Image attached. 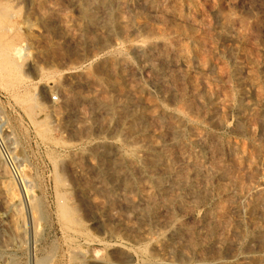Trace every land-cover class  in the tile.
<instances>
[{"label": "rangeland", "instance_id": "obj_1", "mask_svg": "<svg viewBox=\"0 0 264 264\" xmlns=\"http://www.w3.org/2000/svg\"><path fill=\"white\" fill-rule=\"evenodd\" d=\"M0 1V264H264V0Z\"/></svg>", "mask_w": 264, "mask_h": 264}, {"label": "bare ground", "instance_id": "obj_2", "mask_svg": "<svg viewBox=\"0 0 264 264\" xmlns=\"http://www.w3.org/2000/svg\"><path fill=\"white\" fill-rule=\"evenodd\" d=\"M0 2H2V1H0ZM3 4V3H2ZM2 4H1V6H2ZM0 14L1 15H4L5 17H7L8 18V16H9V13H8V11H7V9H5V7L4 8H2L1 7V9H0ZM12 16V15H11ZM7 26H5L4 28L5 29H3V30H6L7 31V28H6ZM13 27V26H12ZM11 27V28H12ZM101 27V26H100ZM107 27V26H106ZM106 27H104V28H99V29H102V30H104ZM9 28V27H8ZM11 28H9V29H11ZM108 28V27H107ZM9 29H8V31H9ZM6 42L7 41H5V43H1V46H2V50H3V47H4V50L2 51L1 50V48H0V52H4L3 54L9 59V60H11L10 61V63L12 62V63H14L16 66L18 65V66H20V65H22L23 64V61H24V50H26L25 48H24V46H23V44H21L20 42V44L19 43H8V44H6ZM3 44H5V45H3ZM1 55L0 54V56H4V55ZM7 58H4V60L6 61V59ZM3 60V61H4ZM0 61H2V59H0ZM5 61L3 62V64L5 63ZM8 61V60H7ZM6 61V62H7ZM9 63V62H8ZM4 65H6V64H4ZM4 65H2V67L4 66ZM11 65V64H10ZM21 68V67H20ZM0 69H1V67H0ZM3 69V68H2ZM247 93H249V92H247ZM245 95H246V97L247 98H249L250 96L248 95V94H246L245 93ZM249 96V97H248ZM246 100V99H245ZM247 102H249V101H247ZM250 104V103H249ZM250 110V109H249ZM3 132V131H2ZM7 134H8V132H7ZM138 135V134H137ZM142 136H143V134H142ZM136 137H138V136H136ZM140 138H142V137H140ZM140 138H138V140L140 139ZM143 139V138H142ZM131 140V139H130ZM141 140V139H140ZM144 141V140H143ZM132 142V141H131ZM141 142H142V140H141ZM133 143V145L135 144L136 146L137 145H139V147L137 146V148H138V153H136V155L138 154V155H140L141 157H140V159L138 160V163H140V162H143L144 161V159L146 158V157H151L152 155L151 154H154L155 156L157 155L158 156V153L164 148V143L161 145V143L160 144H157L156 143V141H155V143H153V144H149V145H147V144H142V145H140L141 143L140 142H138V141H135V142H132ZM142 143H145V142H142ZM149 143V142H148ZM134 145V146H135ZM103 147V146H102ZM166 147V146H165ZM164 151V150H163ZM141 153V154H140ZM157 153V154H156ZM88 155V154H87ZM151 155V156H150ZM110 156V155H109ZM154 156V157H155ZM153 157V156H152ZM151 157V158H152ZM159 157H160V155H159ZM134 158V157H133ZM132 158V159H133ZM139 158V157H138ZM131 159V158H130ZM147 159V158H146ZM150 159V158H149ZM90 160V159H89ZM112 160V159H111ZM134 160H136L135 158H134ZM91 161V160H90ZM154 162H156V161H154ZM157 164V163H156ZM16 165H17V163H16ZM93 165V164H92ZM109 172H111V168L109 169ZM164 172V171H163ZM16 173L19 175V170L18 169H16ZM118 173V172H117ZM116 173V174H117ZM157 174V173H156ZM161 174V173H160ZM264 174V173H263ZM262 174V175H263ZM10 175H12L13 176V174H10ZM9 175V176H10ZM165 175V174H164ZM20 176H21V174H20ZM20 176H18L19 177V179H20V184L22 185V191H21V189H20V187H19V185H17L18 183L16 182V180H14V179H16V178H14V176H13V180L16 182H14L12 179L10 180H8L9 182H7L6 181V183H4V186L2 185V187L3 188H5V189H3V190H5V195H7L8 197H11L12 198V200H14L13 198H17V197H21V200L27 205V208H28V214H29V220H30V223H31V227H32V233L33 234H36L37 233V229H38V226H39V224H38V220H36L37 218H36V215H35V211H34V207H36L37 205H35V199L33 198L32 199V197H31V192H30V189H29V187H27V186H23V182H24V180H23V178H21ZM167 176H168V174H167ZM161 177V176H160ZM163 178H165L164 180H163V182H162V184L161 185H158L159 186V189H162V190H164L166 187H167V185H168V177L166 178V176L164 177V176H162ZM171 176L169 175V178H170ZM12 178V177H11ZM22 179V180H21ZM167 179V180H166ZM5 181V180H4ZM31 181V180H30ZM1 182V181H0ZM3 182V181H2ZM25 183H26V181H25ZM156 183H158L157 181H156ZM161 183V182H160ZM31 188V187H30ZM158 190V189H157ZM2 191V190H1ZM91 191V190H90ZM165 191V190H164ZM3 194H4V192H2ZM122 193V195H123V193L124 192H121ZM3 194H1V195H3ZM31 194V195H30ZM23 195V196H22ZM127 195V194H126ZM6 196V197H7ZM4 197V196H3ZM92 197V196H91ZM124 197L125 198H127L126 196H125V194H124ZM18 198V199H19ZM122 198V197H121ZM144 198V197H143ZM97 199V198H96ZM23 202H22V204H23ZM125 202H127V201H125ZM139 202H141V201H139ZM142 202H143V200H142ZM21 203V202H20ZM19 203V204H20ZM21 204V205H22ZM134 204V203H133ZM139 204V203H138ZM95 205V204H94ZM23 206H25L24 204H23ZM98 206H103V207H105L106 205H105V203H103L102 201H100L99 200V205ZM135 206V205H134ZM138 205H136L135 206V208L137 207ZM22 208V207H21ZM24 208V207H23ZM38 208V207H37ZM13 209V208H12ZM25 210V209H24ZM17 213V215L19 214L20 216H21V219L23 218L24 219V215L23 214H25L24 212H23V210H21V209H19L18 211L17 210H15ZM17 217H19V216H17ZM26 217V216H25ZM18 219V218H17ZM22 219V220H23ZM26 219V218H25ZM22 222V221H21ZM133 222V221H132ZM142 224V223H141ZM145 224V223H144ZM136 225V224H135ZM21 227V226H20ZM19 228V227H18ZM142 229V228H141ZM140 229V230H141ZM144 229H146L145 228V225H144ZM145 231V230H144ZM143 231V232H144ZM147 231V230H146ZM209 262V261H208ZM208 264H213L212 262H210V263H208Z\"/></svg>", "mask_w": 264, "mask_h": 264}, {"label": "built area", "instance_id": "obj_3", "mask_svg": "<svg viewBox=\"0 0 264 264\" xmlns=\"http://www.w3.org/2000/svg\"><path fill=\"white\" fill-rule=\"evenodd\" d=\"M54 99H56V97H54Z\"/></svg>", "mask_w": 264, "mask_h": 264}]
</instances>
